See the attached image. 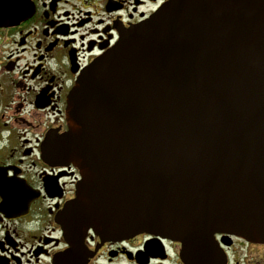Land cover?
<instances>
[{"label": "water", "instance_id": "95a60500", "mask_svg": "<svg viewBox=\"0 0 264 264\" xmlns=\"http://www.w3.org/2000/svg\"><path fill=\"white\" fill-rule=\"evenodd\" d=\"M66 121L72 238L151 234L185 264H220L218 234L264 244V0H170L82 71Z\"/></svg>", "mask_w": 264, "mask_h": 264}, {"label": "flooded vegetation", "instance_id": "af4514ba", "mask_svg": "<svg viewBox=\"0 0 264 264\" xmlns=\"http://www.w3.org/2000/svg\"><path fill=\"white\" fill-rule=\"evenodd\" d=\"M169 1L0 0V264H185L180 243L151 234L69 236L79 170L48 158L82 71ZM215 240L220 264H264V244Z\"/></svg>", "mask_w": 264, "mask_h": 264}]
</instances>
